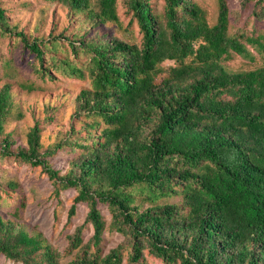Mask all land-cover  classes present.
Listing matches in <instances>:
<instances>
[{
    "label": "trees",
    "instance_id": "16d2710c",
    "mask_svg": "<svg viewBox=\"0 0 264 264\" xmlns=\"http://www.w3.org/2000/svg\"><path fill=\"white\" fill-rule=\"evenodd\" d=\"M46 1L61 2L96 24L118 23L116 0ZM150 1L126 2L140 45L77 39L90 55V87L76 95L72 117L82 122L86 136L73 143L65 138L40 153L35 124L26 146L13 152V142L2 137L9 105L2 91L0 156L40 167L55 194L74 189L68 219L77 204L87 205L84 224L67 237L68 251H81L69 264H146V250L163 264H264V65L239 73L222 66L232 53L253 60L247 46L264 56L263 37L230 36L226 0H217L213 25L193 0H164L161 15ZM253 15L263 20L264 9ZM3 34L20 39L42 64L43 42L11 27L0 5ZM167 60L174 66L156 82ZM67 70L85 77L81 68ZM71 130L70 136L76 132ZM64 146L81 153L60 176L43 158ZM137 196L149 207L133 205ZM171 196H181L182 203H159ZM99 203L112 214L108 230L124 238L106 254ZM86 224L92 228L87 242ZM0 253L21 264H58V254L41 235L1 216Z\"/></svg>",
    "mask_w": 264,
    "mask_h": 264
},
{
    "label": "rangeland",
    "instance_id": "374dc122",
    "mask_svg": "<svg viewBox=\"0 0 264 264\" xmlns=\"http://www.w3.org/2000/svg\"><path fill=\"white\" fill-rule=\"evenodd\" d=\"M193 1L205 11L207 23L215 24L217 0ZM226 1L229 9V35L262 36L264 40V19H257L253 15L254 10L264 9V0H251L247 3L243 0ZM126 2L127 0H116L117 24H96L83 13H72L66 5L58 1L0 0L11 27L22 31L30 40L37 38L45 46L41 64L34 54L23 47L20 39L8 34L0 35V92L6 91L9 95V105L3 118L2 137L7 136L13 142V152L26 146L27 133L35 124L40 129V153L65 138L73 143L76 138L86 136L80 131L82 122L72 117L76 95L82 89L90 87L85 71L90 55L79 46L77 39L83 38L96 43L117 39L127 44L140 45L142 35ZM150 3L155 13L161 15L164 0H151ZM69 42L73 43L74 49ZM247 49L253 60L232 53L222 62V66L233 73L263 66L264 56L250 46ZM67 65L81 68L85 77L79 79L68 75ZM172 66L174 61L169 60L160 64L159 67L164 72L156 77V82L166 77V71ZM70 130L76 132L70 136ZM92 132L98 134L97 131ZM80 153V149L64 146L54 155L43 159L60 176H65L71 162ZM54 189V185L40 167H32L14 157L0 156V216L15 223L17 229H23L30 235H41L44 242L58 254V264H69L81 251L69 252L67 237L84 224L88 208L85 203L77 204L75 215L68 219L67 212L76 191L72 188L60 189L55 194ZM164 202L180 204L182 197L171 196L159 201ZM133 205L142 210L150 204L137 196ZM98 208L106 224L101 244L102 253L106 254L123 243L124 238L108 230L112 222L108 207L99 203ZM91 235V226L84 225V241L87 242ZM126 254L124 251V257ZM143 257L146 264H163L161 260L149 255L147 250L143 252ZM0 264L21 263L10 261L0 253Z\"/></svg>",
    "mask_w": 264,
    "mask_h": 264
}]
</instances>
